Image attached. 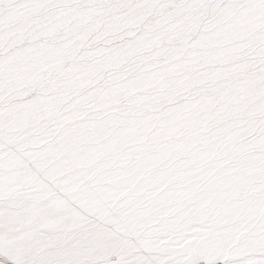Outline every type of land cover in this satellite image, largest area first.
<instances>
[{
    "label": "snow or ice",
    "instance_id": "6c2138e0",
    "mask_svg": "<svg viewBox=\"0 0 264 264\" xmlns=\"http://www.w3.org/2000/svg\"><path fill=\"white\" fill-rule=\"evenodd\" d=\"M0 264H264V0H0Z\"/></svg>",
    "mask_w": 264,
    "mask_h": 264
}]
</instances>
